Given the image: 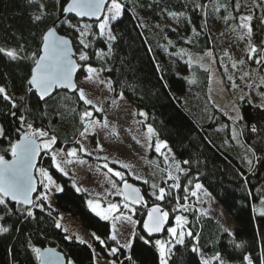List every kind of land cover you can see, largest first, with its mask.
<instances>
[{
    "label": "trees",
    "instance_id": "trees-1",
    "mask_svg": "<svg viewBox=\"0 0 264 264\" xmlns=\"http://www.w3.org/2000/svg\"><path fill=\"white\" fill-rule=\"evenodd\" d=\"M39 3V0H36ZM48 13L45 19L34 24L31 15L36 12V3L29 4L28 0H0V47L16 48L24 45L26 55L38 50L40 35L50 25L54 24L57 31L72 39L75 55L79 56L82 46L77 41V33L61 23L63 19L77 20L81 24L92 25V31L97 32L96 22L77 19L71 15L61 16L60 5L56 0H45ZM259 3L260 0H255ZM64 0H61V4ZM125 5L122 17L113 24V31L118 35V41L112 57L98 60L93 54L97 49L106 50V45L98 37H89L92 41L88 49V61H79L81 67L78 74L84 73L86 65L98 68H111L102 74L112 85L111 95L116 97L123 92L126 100L139 113L141 110L148 114L142 117L143 123L152 125L158 133V138L167 141L168 148L179 161L189 160V165L182 167L189 169L185 177L181 175V183L190 190L199 182L203 188L215 198L222 208L234 219V233L237 242H242V249H234L230 238L223 233V226L210 216H203L195 208L190 191L188 199L183 200V190H176L174 196L180 197V202L189 207L185 212L188 218L187 230L199 234L200 252L193 253L192 246L197 244L193 237H186L184 245L173 248L170 264H199L201 253L211 257L214 252L223 253L230 264H241L242 255L250 251L254 256L259 255L261 246L260 234L264 233V216L258 210V204L264 197V111L256 107V103H249V99L239 101L242 122L233 123L229 116L208 97V71L196 63L179 64L170 54L182 50L203 54L208 51L216 53L215 41L238 25V19L233 20L229 13L237 15L230 6L235 0H121ZM242 5L252 9L254 19V43L264 38L261 33L259 17L264 9L257 8L254 0H240ZM196 4H207L206 9H196ZM216 5H229L227 11L221 8L214 12ZM175 13L176 15H170ZM55 22V23H54ZM171 41V43H169ZM190 41V42H189ZM32 67L31 60L11 61L0 55V83L5 86L19 107L12 110L7 102L0 98V125L6 132L5 138H0V154L9 157V140L15 142L20 136L19 115L24 114L34 127L57 136L59 149H66L77 145L74 141L83 130V122L79 117L90 106L83 104L76 93L56 90L51 98L40 101L34 92H28L27 78ZM261 70L260 65H258ZM194 83H188V81ZM264 89V85H263ZM24 97L23 100L20 98ZM46 101V102H45ZM16 111L17 116L8 114ZM256 124L259 131L252 133L248 127L243 128V135L239 142L231 139L232 129L240 128L241 124ZM157 138V137H156ZM253 146L259 160L248 151ZM147 162L158 172L163 169L164 160L160 153L151 147L146 154ZM248 159L253 160L250 166ZM159 166V167H157ZM38 167L48 171L61 191L54 193V204L42 212L34 209L35 218L24 220L19 214L7 218L4 223L10 232L0 234V264H38L28 240L36 247L52 246L63 253L66 260L71 259L74 264H92V244L100 255L124 261L128 253L111 257L107 254V247L92 239L80 244L76 239H66V231L55 227V220L60 212L78 216L81 224L88 230L105 238L110 229V221H102L87 206L88 194L83 190L77 191L70 176H64L53 165L51 155L42 150ZM157 185L163 184L162 174H158ZM128 180L138 184L145 197L144 205H136L135 219L140 221L136 230L140 235L149 238L143 231L141 222L146 211L153 204H161L169 212V218L164 230L154 234L150 239L153 244H144L137 239L131 252L137 264H158V253L154 241L156 237H165L167 227L172 225L176 211L174 199L163 202L156 201L150 195L153 189H148L145 183L128 176ZM193 184L188 185L187 181ZM170 184V183H169ZM41 186L38 181V190ZM47 204V202H44ZM255 209V210H254ZM49 211L52 215L49 216ZM107 244L115 247V242L108 240Z\"/></svg>",
    "mask_w": 264,
    "mask_h": 264
},
{
    "label": "snow or ice",
    "instance_id": "snow-or-ice-1",
    "mask_svg": "<svg viewBox=\"0 0 264 264\" xmlns=\"http://www.w3.org/2000/svg\"><path fill=\"white\" fill-rule=\"evenodd\" d=\"M29 4L36 3V12L31 15L32 23H41L48 13V5L45 0H28ZM56 4L60 5V12L73 14L74 17L83 19L94 18L96 21L97 32L92 31V25L88 23L81 24L79 20L76 23H72L70 19H63L61 23L67 24L68 28L73 29L77 35V41L79 45L82 46L79 51L78 59L79 61H88L90 59L89 54L84 51L88 49L92 41L89 37H98L106 45V50L97 49L93 54L98 60H105V58H111L116 43L118 41V35L113 31V24L117 22L121 17L125 9V5L121 3V0H64L61 4V0H56ZM254 5L257 8L264 9V0H260L256 3L254 0ZM237 15L229 13V16L223 17L228 19L229 17L233 20L238 19V28L242 31L240 39L247 37V60H252L255 64L262 66L264 68V38L260 42L254 43L253 37V24L252 21L254 16L252 14V9L247 8L245 12L243 9L247 7L242 5L240 0H235V3L230 5ZM207 4H196V9H206ZM229 5H216L214 6V12H220L221 8L227 11ZM170 15H176L175 13H170ZM260 23L261 33H264V13L258 18ZM60 20V17L57 18ZM55 23V22H54ZM190 42V41H189ZM171 43V41H169ZM26 49L24 45H18L16 48H5L0 47V55L6 56L11 61L18 60H31L32 68L30 78L27 80L28 92H34L38 94L40 100H45V98H51L53 92L58 88L69 89L77 94L78 99L85 105L91 106L97 113L102 112L103 109L97 107L96 103L86 97L85 89L78 87L77 83L73 79L74 73L81 67L74 58L75 53L73 52V42L71 39L66 38L57 34V29L55 27H49L43 31L40 35V46L37 51L31 52L30 55H26ZM207 56L211 57L212 52L208 51ZM239 64L243 65L246 60L241 59L238 61ZM237 62H233L232 67L236 68ZM103 71H111V68H95L91 65L86 66V72L89 75L85 76V82L92 80H99L100 83H105L102 80L100 73ZM250 73L245 72L241 79L248 77ZM232 77L229 76V80ZM188 83H194V81L189 80ZM260 84L264 85V77L260 78ZM109 90L114 91L111 82H108ZM233 87L236 85L233 83ZM251 87V85H249ZM259 87V86H258ZM0 98L4 102H7L12 110L19 107L17 101L9 93L7 88L0 85ZM260 103L256 105L259 109L264 111V92L259 93ZM21 100L24 97L20 98ZM119 99H124V93H119ZM243 99V97H241ZM46 102V101H45ZM113 104L116 100L112 101ZM249 103H252L249 100ZM8 114L12 116H17L16 111H10ZM139 115L147 118L148 114L144 111H140ZM93 112L85 109L80 115L79 119L84 122L86 118H91ZM229 119L233 120V123H239L244 120V117L237 111L236 115L229 116ZM20 125L19 127H26L27 132L23 134L22 137L18 138L15 142L9 140V147L5 151H10L12 159L8 160L5 155L0 154V222L6 221L7 218H11L13 215L19 214L24 220L34 219V209H40L44 211L47 207L51 209L49 193L53 190L61 191L62 189L56 184L53 177L49 175L48 171L44 168L38 169L40 181L39 184L42 186L44 191H38L37 181L33 175V170L36 167V158L41 153L42 150L52 152V162L53 165L60 171L64 176H68L65 165L73 163L70 158H78L79 153H84L87 156H92V152L89 151L85 145L80 140H75L74 143L78 147H70L67 149H56L53 151V146L57 144V136L50 135L48 131L41 128L34 127L33 123L28 122L27 116L24 114L19 115ZM99 123V121H90L92 128ZM104 127H107V120L105 118ZM248 127L252 133H258L259 129L256 124L246 125L241 124L240 128L237 129L233 127L231 139L239 142V137L243 135V128ZM90 131L89 126H85L83 131L79 132L81 137H86ZM148 139L151 140L152 137H157L155 141V151L161 153L164 156V162L167 165L166 168L161 169L162 173L166 174L167 179L162 177L163 184L167 187L157 185L156 183L151 184L153 191L150 193L156 201H165L172 199L176 201V206L173 211L187 212L189 207L186 204L180 202V197L174 196L176 190H183L185 195L183 200L188 199L187 193L190 191L192 197H197L198 192L202 190L203 185L199 182L194 184V190H190L181 183V175L185 177L189 174V169L182 167L183 165H189V160H183L182 162L175 158L173 154L169 157L167 154L162 153V149H168L167 141L160 140L158 138V133L152 125H147ZM6 132L2 125H0V138H5ZM98 148L103 151L102 145L97 141ZM151 147L152 144H149ZM248 151L252 154L254 158L259 160L256 150L253 146H248ZM171 152V149H168ZM65 153V158H61V154ZM99 159V157H97ZM104 159H107L105 157ZM171 159V163L169 162ZM77 162L83 163L82 160ZM247 163L251 166L253 164L252 159H248ZM104 168L108 170L109 173H114L115 177H118L122 182V187H118L117 183L112 179L108 180L111 184L114 192H109L108 195H116L121 198L120 202L107 201L106 204L104 200L100 199H89L88 206L91 211L99 217L102 221H111V231L105 238L97 235L93 232L92 238L98 241L100 245L107 247V254L111 257H115L118 253H128L125 256L127 264H137L133 259L131 252L134 248V244L137 239L142 240L144 244H153L150 239L155 233H159L164 230V225L167 223L169 218V212L164 210L161 204H153L147 213V218L143 221L142 228L145 233L148 234L149 238H145L140 235L136 230V225L140 221L133 219L137 209L136 205H144L145 197L141 193L140 188L133 187L124 180V174L121 171L114 170L109 167L107 163L103 165ZM123 168H127L128 165H122ZM159 167V166H157ZM137 179L141 177L137 176ZM168 181H171L169 184ZM75 185V181H73ZM143 183L148 184V180H144ZM188 185H192L193 181L188 180ZM77 191H81L79 186L76 187ZM87 191V189H83ZM35 194V196L33 195ZM205 195L210 196L206 190ZM44 202H48L45 204ZM260 203L264 206V197L261 198ZM104 204V206H102ZM255 210V209H254ZM200 214L207 216L208 213L202 210ZM49 216L52 212L49 211ZM261 216H264V210L260 212ZM55 227L61 228L59 220H55ZM176 226L168 227L167 233L170 240L156 239L154 241V246L156 252L158 253V264H170L173 256V248L177 245H184L186 237H193L197 240V244L192 246L191 251L193 253L200 252L199 244V234H194L191 230H185V226L188 225V218L185 215L175 216ZM125 224L131 225V231L126 235L120 231L118 225L123 227ZM64 231H67L66 229ZM10 232V228L5 226L4 223H0V234H6ZM223 233L226 234L230 240L229 242L234 249H242L244 247L242 242H237L235 239V233L227 227H223ZM123 236V240H121ZM66 239H72V237L66 236ZM80 244L87 243L85 240L80 239V237L75 238ZM111 240L115 242L116 246L111 247L107 244V241ZM261 246L259 249V255L254 256L250 251L242 255L241 264H264V233L260 234ZM28 247L31 248V252L34 254L38 264H64L61 261L60 256L54 251V249H42L41 247H36L32 244L31 240H28ZM88 247L92 249V264H100V254L96 252L92 244H88ZM66 264H74V261L68 259ZM106 264H124V261H117L115 259L109 260ZM199 264H230V261L226 260L223 253L216 251L213 255L205 257L201 253V260Z\"/></svg>",
    "mask_w": 264,
    "mask_h": 264
},
{
    "label": "rangeland",
    "instance_id": "rangeland-1",
    "mask_svg": "<svg viewBox=\"0 0 264 264\" xmlns=\"http://www.w3.org/2000/svg\"><path fill=\"white\" fill-rule=\"evenodd\" d=\"M241 35L242 31L238 28V25L231 28L228 33L215 41L216 53L211 51V57L206 55L207 52L198 54L187 50H182L175 54L169 53V56L173 57L179 64L183 62L196 63L207 69V94L209 99L216 106L220 107L228 116L233 117L236 115L237 111L240 113V100L249 99L259 104V93L264 92L263 85L260 84V78L262 77L261 70L252 60H247V37L240 39ZM75 56L78 60V56ZM241 59L246 60V63L243 65L239 64L238 61ZM233 62H237L236 68L232 67ZM86 66L84 67V73L76 78L77 85L78 87L84 88L86 97L92 99L97 107L102 108L103 111L97 113L91 106L87 109L93 112V116L91 118H86L83 122V127L89 126L90 131L86 134V137H81L79 135L76 139L80 140L85 147L92 152V156L79 153L78 158H70L73 160V163L67 164L65 167L69 172L68 176L75 181V187L79 186L81 190L87 189V191L83 190L88 194L86 203L89 199L104 200L105 204L107 201L120 202V197L114 194L108 195L109 192H114L108 180L112 179L115 181L118 187H121L122 182L118 177L114 176V173H109L103 165L107 163L109 167L114 170L121 171L124 174L125 181H128V176L140 181L148 180L149 183L146 184V186L148 189H152L151 184L157 182L159 178L158 174H162V172L160 169L157 172L153 166L149 165L146 154L151 147L155 149V141L157 138L154 136L151 140L148 139L147 125L143 123L142 117L125 97L121 100L119 99V95L116 97L111 95L108 86L109 80L103 76L102 72L100 73V77L102 80L106 81L105 83H100L99 80L85 82V76L89 75L86 72ZM245 72L250 73V75L241 79ZM229 76L232 77L231 80H229ZM233 83L236 87H233ZM249 85H251V87H249ZM241 97H243V99H241ZM113 100H116L115 104L112 103ZM105 118L107 120V127L103 126ZM90 121H99V123L92 128ZM19 130L21 133L28 131L26 127H19ZM97 141L102 145L103 151L96 146ZM149 144H152V146L150 147ZM70 147L76 146L71 145L67 148ZM56 149L59 148L53 146V151ZM168 149H162L161 151L171 157L173 154L172 152H168ZM49 154L52 156V152H49ZM65 155V153H62L61 158H65ZM161 156L164 160V156L162 154ZM97 157H99V159H97ZM105 157H107V159H104ZM78 160H82L83 163L77 162ZM171 162V159H169L168 163ZM122 165H128V167L123 168ZM166 167L167 165L164 162L163 168ZM38 169H40V167H36L35 175L38 181H40ZM137 176L141 177V179H137ZM163 176L164 179H167L165 173H163ZM168 183H171V181H168ZM56 184L60 187L58 183ZM191 190H194V185ZM38 191H44L42 186ZM56 192L57 191L53 190L49 193L52 206L54 204V193ZM204 192L205 189L202 188V190L198 192L197 197H193L195 208L207 212V216L217 220L223 227H227L231 231H234L235 223L232 216L216 202L212 195H205ZM258 204L261 205L260 202ZM102 206H104V204H102ZM262 210H264V206L261 205V210H258V212L260 213ZM198 213H200V211H198ZM181 214L185 215V212L176 211L175 216ZM175 216L172 225L168 227L176 226ZM133 219H135L134 216ZM58 220L61 227L67 230V236L74 239L80 237V239L85 240L87 243L93 239L91 235L93 231L83 227L78 216L60 212ZM118 228L126 235L131 231L132 226L125 224L123 227L118 225ZM185 230L187 229L185 228ZM156 239L170 240V237L166 232L165 237H156ZM121 240H123V236H121ZM203 255L208 257L205 254ZM99 258L100 264H106L107 261L112 260L102 255H100Z\"/></svg>",
    "mask_w": 264,
    "mask_h": 264
},
{
    "label": "water",
    "instance_id": "water-1",
    "mask_svg": "<svg viewBox=\"0 0 264 264\" xmlns=\"http://www.w3.org/2000/svg\"><path fill=\"white\" fill-rule=\"evenodd\" d=\"M67 15H71V16H73L74 17V15L73 14H70V13H63V14H61V16H60V18H64V17H66ZM75 18H77V17H75ZM77 19H80V18H77ZM83 19H85V20H91V21H95L94 20V18H87V17H85V18H83ZM96 22V21H95ZM49 27H55V25L54 24H52V25H50ZM48 27V28H49ZM56 28V27H55ZM57 34L58 35H61V36H65L66 38H69V39H71L69 36H67V35H64V34H61V33H59L58 31H57ZM72 40V39H71ZM73 52L75 53V49H74V47H73ZM74 58L76 59V57L74 56ZM77 60V59H76ZM77 63L79 64V62L77 61ZM33 66V65H32ZM32 68V67H31ZM78 71H79V69L77 70V72L76 73H74V76H73V79L75 80V82H76V78H77V74H78ZM261 74H262V77H264V68H262L261 67ZM30 75H31V69H30V73H29V76H28V78H27V80L30 78ZM77 83V82H76ZM56 90H65V91H67V92H69V93H74L73 91H71V90H69V89H63V88H58V89H56ZM55 90V91H56ZM54 93V92H53ZM36 96H37V98L40 100V98H39V96H38V94H35ZM47 98V97H46ZM45 98V99H46ZM40 101H42V100H40ZM25 132H22L21 134H20V136L18 137V138H20V137H22L23 136V134H24ZM17 138V139H18ZM16 139V140H17ZM15 140V141H16ZM40 155H41V153L37 156V158H36V162H35V164H36V167H37V165H38V163H39V160H40ZM6 159H8V160H11L12 159V156L10 155L9 157H5ZM36 167H35V169H36ZM35 169L33 170V175H34V177H35V179H36V181H37V186H38V179H37V177H36V175H35ZM129 184H131V185H133V187H138V188H140L137 184H135V183H133L132 181H127ZM121 187H122V185H121ZM140 191H141V189H140ZM142 193V192H141ZM33 195H35V194H33ZM151 208V207H150ZM150 208L146 211V214H145V217H144V219L142 220V222H141V226H142V224H143V221L147 218V213H148V211L150 210ZM160 233V232H159ZM159 233H155V234H159ZM37 247H40V246H37ZM42 249H54V251L60 256V259H61V261H63L64 262V264H66V258H65V256L63 255V253L61 252V251H59L58 249H56V248H54V247H52V246H43V247H41ZM38 263V262H37Z\"/></svg>",
    "mask_w": 264,
    "mask_h": 264
},
{
    "label": "bare ground",
    "instance_id": "bare-ground-1",
    "mask_svg": "<svg viewBox=\"0 0 264 264\" xmlns=\"http://www.w3.org/2000/svg\"><path fill=\"white\" fill-rule=\"evenodd\" d=\"M141 192H142V190H141ZM142 194H143V192H142ZM161 233V232H160Z\"/></svg>",
    "mask_w": 264,
    "mask_h": 264
},
{
    "label": "flooded vegetation",
    "instance_id": "flooded-vegetation-1",
    "mask_svg": "<svg viewBox=\"0 0 264 264\" xmlns=\"http://www.w3.org/2000/svg\"><path fill=\"white\" fill-rule=\"evenodd\" d=\"M39 162H40V160H39ZM38 165H39V163H38Z\"/></svg>",
    "mask_w": 264,
    "mask_h": 264
}]
</instances>
